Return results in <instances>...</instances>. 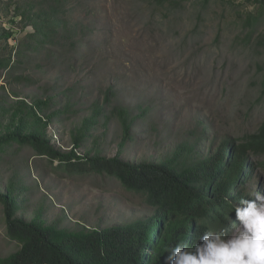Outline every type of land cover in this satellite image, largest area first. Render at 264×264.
<instances>
[{"label":"rangeland","instance_id":"1","mask_svg":"<svg viewBox=\"0 0 264 264\" xmlns=\"http://www.w3.org/2000/svg\"><path fill=\"white\" fill-rule=\"evenodd\" d=\"M17 2L0 0V60L12 57L11 67L0 69V111L9 110L0 113V135L18 102L44 100V112L33 110L28 119L52 116L51 143L69 152L75 131L101 106L79 155L115 157L121 151L133 164L171 158L192 164L216 154L224 140L242 142L264 124V47L235 41L244 7L234 11L210 2L198 22L196 0H180L177 8L155 0H69L68 43L61 45L67 39L58 34L54 47L36 50L33 29L15 17ZM256 33L264 34V22ZM116 107L134 119L123 147ZM252 160L255 171L242 188L255 199L256 192L264 195V168L257 167L264 156ZM57 165L29 146L14 145L0 159V191L16 185L18 217L31 221L41 215L48 224L79 230L152 215L141 196L119 182ZM233 221L220 232L230 236ZM18 248L6 236L0 206V258Z\"/></svg>","mask_w":264,"mask_h":264},{"label":"trees","instance_id":"2","mask_svg":"<svg viewBox=\"0 0 264 264\" xmlns=\"http://www.w3.org/2000/svg\"><path fill=\"white\" fill-rule=\"evenodd\" d=\"M18 1L15 17H19L25 27L33 29V49L54 47L53 38L58 34L69 38L72 31L68 20L69 0ZM196 1L201 5L197 12L198 22L210 2L226 3L234 11L244 7L243 23L238 24L241 32L235 41H242V46L248 48L264 47V34L256 35L257 28L264 22V0ZM155 2L161 7L180 6V0ZM73 27L76 33L78 28ZM11 35L6 33L4 37ZM66 41L68 39L60 44L68 43ZM11 59L0 60V69H9ZM109 96L110 91L106 102ZM48 104L44 100L33 105L18 102L6 132L0 135V159L14 145L29 146L39 157H46L51 165L56 161L59 168L69 172L95 174L119 182L128 191L141 196L152 215L105 229L83 226L79 230H69L58 223L48 224L41 215L27 221L18 217V191L12 183L6 192L0 191V206L6 236L19 248L1 257L0 264H166L171 248L177 244L192 247L202 242L199 237L205 232H220L228 221L235 219L233 206L241 198L250 199V192L242 187L255 171L252 157L264 156V124L259 132L242 142L224 140L216 154L192 164L180 163L174 158L161 163L133 164L122 159L121 151L115 157L77 153L103 113L101 106H96L93 115L73 134V149L69 152L57 149L48 134L53 117L38 116L36 122L28 119L31 111L42 113ZM2 111L4 115L9 110L3 108ZM114 112L122 123L123 147L130 137L134 119L124 108L116 107ZM257 167L264 168V160Z\"/></svg>","mask_w":264,"mask_h":264},{"label":"clouds","instance_id":"3","mask_svg":"<svg viewBox=\"0 0 264 264\" xmlns=\"http://www.w3.org/2000/svg\"><path fill=\"white\" fill-rule=\"evenodd\" d=\"M254 196L233 206L236 226L230 236L209 230L201 243L171 248L166 264H264V195Z\"/></svg>","mask_w":264,"mask_h":264}]
</instances>
